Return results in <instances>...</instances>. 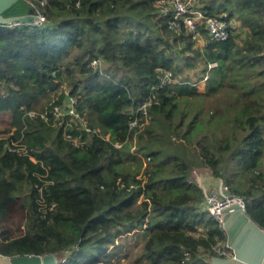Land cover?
Wrapping results in <instances>:
<instances>
[{
  "label": "trees",
  "instance_id": "obj_1",
  "mask_svg": "<svg viewBox=\"0 0 264 264\" xmlns=\"http://www.w3.org/2000/svg\"><path fill=\"white\" fill-rule=\"evenodd\" d=\"M200 4L209 16H236L246 47L232 54L231 29L193 48L154 0H47L42 25H0V112L15 128L0 138V255L210 264L226 234L198 210L196 167L242 196L264 228V0Z\"/></svg>",
  "mask_w": 264,
  "mask_h": 264
},
{
  "label": "built area",
  "instance_id": "obj_2",
  "mask_svg": "<svg viewBox=\"0 0 264 264\" xmlns=\"http://www.w3.org/2000/svg\"><path fill=\"white\" fill-rule=\"evenodd\" d=\"M33 10L34 16V25H42L45 21L44 15L41 12V8L47 4V0H26ZM157 1V0H155ZM160 4L162 3L164 6L168 5L171 7L172 19H170L169 27L173 30H178L180 28V23H183L186 27L187 31L191 35V39L195 40L197 36H206L208 42L211 41H222L226 40L229 37L230 30L233 28V25L230 20L227 19V14L222 12L219 14H214L209 16L205 14L199 6L196 4L195 0H158ZM157 3V2H156ZM78 3L75 5L77 6ZM160 7L159 4H157ZM163 6V7H164ZM162 7V5H161ZM160 11V10H159ZM163 11V10H162ZM169 9L167 12H164L161 15V11L159 12L160 16H166L169 13ZM19 23L13 22L6 24L8 26L17 25ZM202 30L206 32L204 35ZM211 66V65H210ZM170 73L166 72L163 79L161 80V84L153 86L151 91H154L158 88H161L165 83V78L169 77ZM155 95L152 93L150 98L146 100L142 105L139 106V110H142L143 113H146V108L151 104ZM70 106L68 110V114L71 116H75L73 109V105L76 100L70 98ZM76 117H78V113H76ZM142 124H136L135 119L130 123V127H140ZM69 138L70 135H67ZM221 189V188H220ZM221 192L217 195V193L212 195H205L204 199L200 203V206L204 207L221 225L223 223V210L232 205H238L241 207L243 211H246L245 200L242 196L229 192V188L227 186L223 187ZM54 204L52 203L49 207L51 210ZM231 254L229 253L228 247L225 244L218 243L211 247L210 257L219 256V257H229Z\"/></svg>",
  "mask_w": 264,
  "mask_h": 264
},
{
  "label": "water",
  "instance_id": "obj_3",
  "mask_svg": "<svg viewBox=\"0 0 264 264\" xmlns=\"http://www.w3.org/2000/svg\"><path fill=\"white\" fill-rule=\"evenodd\" d=\"M33 10L26 0H0V25L17 22L33 24ZM68 94L65 103L70 106ZM222 228L226 234L229 257H210V264H264V228L253 221L240 206L232 205L223 210ZM57 253L44 255H0V264H59Z\"/></svg>",
  "mask_w": 264,
  "mask_h": 264
},
{
  "label": "rangeland",
  "instance_id": "obj_4",
  "mask_svg": "<svg viewBox=\"0 0 264 264\" xmlns=\"http://www.w3.org/2000/svg\"><path fill=\"white\" fill-rule=\"evenodd\" d=\"M201 1L202 0L196 1V4L199 6V8H201V6H200ZM204 1L208 2L210 0H204ZM154 4H155L156 8H158L161 11V15H163L164 12H167L168 9H169V11L172 10L170 6L169 7H168V5L164 6L162 3L160 4V2L158 0L157 1L154 0ZM157 4H159L160 7H158ZM161 5H162V7H161ZM214 9H215L214 11L216 12L217 8H216L215 4H214ZM153 19H154V17H153ZM230 21L233 25L232 36H233V41H234L233 45H232V54L236 55L241 49L246 47V34L248 31H247V29H245L241 26L240 21L237 19L236 16H232ZM192 41H193V43H192L193 48L198 47L201 50H204L206 45L208 44L206 36H202V37L197 36L196 39L195 40L192 39ZM195 64L196 65L192 70H189L188 72H186V74L189 73L191 78H193L192 75H193L194 71H196L200 67V62L199 63L197 62ZM93 65L97 66V64H95V63ZM127 74L129 76H131L130 74H132V73H127ZM198 74H199V72L197 73V75ZM119 75H121V74H119ZM122 75H124V74H122ZM195 86L199 92H207V90L209 88L208 83H207V78L204 77L202 80L197 82L195 84ZM76 113L77 112L75 111L74 117L77 116ZM59 114H61V113L59 112ZM74 117H72L70 120H75ZM10 121H11V116L9 113L0 112V138L11 134V132L13 130H15V128L10 125ZM262 168L264 169V157L262 159ZM191 175H192L194 181L196 182V184H198V186H200L203 189V192L205 193V195H212L214 193L215 194L217 193V195H218L221 192L220 190H222L223 187L227 186L222 179L214 177L212 175L210 168H208V167H204V168L203 167H200V168L196 167L192 170ZM229 192H233V191L229 190ZM198 208H199L198 210H200L202 212L207 211L203 206L201 207L199 205ZM13 212L14 213H12V218L10 220V223L13 225V227H17V229L13 230L12 232H13V234H18L19 230L22 229V216H21L19 210L15 209V210H13ZM200 231L202 232V229H200ZM194 234L196 235L197 232H195ZM133 249H135V248H133ZM228 250H229V253L231 254V250L229 248H228ZM119 255H120L119 257L121 258L120 261L124 262L125 264H130L128 258L122 257L123 256L122 254H119Z\"/></svg>",
  "mask_w": 264,
  "mask_h": 264
}]
</instances>
